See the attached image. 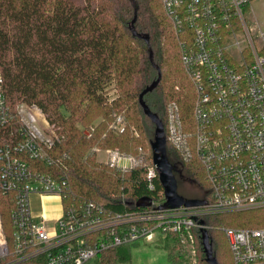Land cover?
<instances>
[{"label":"built area","instance_id":"1","mask_svg":"<svg viewBox=\"0 0 264 264\" xmlns=\"http://www.w3.org/2000/svg\"><path fill=\"white\" fill-rule=\"evenodd\" d=\"M252 1L161 0L179 34L191 38L181 45L196 91L194 124L191 129L183 123L173 102L166 137L184 158L195 154L201 161L210 190L200 197L206 200L201 205L161 208L165 196L156 184L155 164L146 173L152 192L147 206L112 211L93 200L65 203L68 178L33 164L55 162L50 154L59 140L54 125L36 103L10 105L0 68V190L14 200L11 239L0 212V264H25L35 256H42L43 264H87L102 250L158 235L177 240L195 255L202 244L201 228H210L209 216L254 210L259 211L254 217L259 226L221 229L231 264H264V31L259 30L256 42L245 25L244 12ZM241 32L243 39L238 37ZM96 151L104 154L101 161L122 170L140 162L117 148ZM33 194L61 201L53 225L47 223V214L34 211Z\"/></svg>","mask_w":264,"mask_h":264},{"label":"trees","instance_id":"2","mask_svg":"<svg viewBox=\"0 0 264 264\" xmlns=\"http://www.w3.org/2000/svg\"><path fill=\"white\" fill-rule=\"evenodd\" d=\"M134 17V28L141 36L132 32ZM235 26L240 29L242 25L237 22ZM184 39L191 38L179 34L161 0H0V67L5 95L12 107L21 102L36 103L54 125L59 140L50 154L55 162L33 164L53 176L68 178L65 203L93 200L109 210L123 211L138 208V198L152 195L146 173L154 164L151 142L155 123L144 112L139 95L161 71L157 87L144 96L146 103L167 131L169 108L176 102L183 123L192 129L196 91L182 61ZM113 83L119 96L109 104L108 87ZM118 108L125 110V116L115 115ZM100 115L104 120L95 124ZM119 116L125 124L117 132L113 123ZM1 132L0 128V136ZM96 148H117L140 162L122 170L99 161ZM167 154L175 167L179 193L185 178L193 176L207 196L209 184L198 157L184 158L169 141ZM156 184L163 188L159 177ZM13 201L11 193L0 190V212L10 239ZM258 213H232L223 224L259 226L254 218ZM215 219H206L214 254L219 264H231L224 252L226 245L230 250L229 244H224L218 233L223 225ZM175 241L170 258L172 263L183 264L186 254ZM199 247L203 253L202 244ZM131 260L126 243L100 251L89 264ZM24 263L43 264V257Z\"/></svg>","mask_w":264,"mask_h":264},{"label":"rangeland","instance_id":"3","mask_svg":"<svg viewBox=\"0 0 264 264\" xmlns=\"http://www.w3.org/2000/svg\"><path fill=\"white\" fill-rule=\"evenodd\" d=\"M244 16H245V25H247L253 37L255 38L256 42H258L257 39H258L259 30L264 31V0H253L250 8L246 9V11L244 12ZM243 31H245L244 28H243ZM238 37L241 39L244 38L242 32L238 34ZM108 89L109 91H108V95L106 98V102L111 104L116 98H118L119 89L116 87L115 83L110 85ZM174 98L178 99L176 96H174ZM117 110H120V109L118 108ZM117 110L115 112V115L122 114L123 116H125L124 114L125 110H120V111H117ZM103 120H104L103 116L100 115L96 118L94 123L99 124ZM126 123H127V120H126ZM124 124H125V120L123 122H118L116 120L115 123H113V130L117 132L120 131L121 130L120 128H122ZM84 131L88 132V129H84ZM138 133L139 132L136 130L137 135ZM101 149H104V148H101ZM103 156L104 154L101 151L100 152L96 151V158L99 161L101 160ZM183 185H184L182 187L183 196H185L186 198L199 196V193L190 184L183 182ZM33 204L34 206H37L38 208L41 207L42 205H47L51 209H54V207L58 208V206H60L61 208V201L58 198L55 201L46 200L45 202L44 200L42 202L41 198H34ZM232 213H238V212L215 214L209 217L211 218V217L216 216V219L214 221H216V223H219V224L221 223L223 225L220 227H224L225 225L223 223L227 222L228 219L232 217L231 216L233 215ZM59 214L60 212H56V214L54 213L48 214L47 217H49V219L47 223L49 225H53L54 220L52 219V217H56ZM236 216L240 217L238 215ZM218 231H219L218 233H220L222 242L224 244H229L224 230L219 229ZM166 242H168L167 244L169 247L164 245V243L166 244ZM175 243L176 241L173 238H169V237L164 238L161 235H158V237H156L153 240H148V239L146 240L142 238V239L132 241L131 243H129V247L132 253V260L128 263H122V264H177V263H172V260L170 258V252L173 250L172 245H174ZM227 246L228 245H226V251L224 250V252L226 253L228 257V260L232 262V253H231V250H229ZM184 253L186 254L185 257L187 258V262H183V264H209L205 260L204 251L202 253V251L199 250L195 255L189 254L185 250H184ZM94 259H92L90 263L93 262Z\"/></svg>","mask_w":264,"mask_h":264},{"label":"water","instance_id":"4","mask_svg":"<svg viewBox=\"0 0 264 264\" xmlns=\"http://www.w3.org/2000/svg\"><path fill=\"white\" fill-rule=\"evenodd\" d=\"M132 20V32L141 36L134 28V21ZM161 79V71H159L158 77L152 81L139 95V101L143 107L144 112L151 118L155 123V134L151 142L153 151V162L159 171V179L164 189L165 202L160 206L161 208L166 207H178L180 205H201L205 203V199L202 198H186L178 191V179L175 174L174 164L170 161L167 154V137L165 126L159 115L151 110L149 105L145 101V94L152 91L157 87ZM137 206H147L151 204V196L144 195L138 198L135 202ZM203 222V220H201ZM201 241L203 251L205 254V260L209 264H219L213 250V245L209 237L207 228H201Z\"/></svg>","mask_w":264,"mask_h":264},{"label":"crops","instance_id":"5","mask_svg":"<svg viewBox=\"0 0 264 264\" xmlns=\"http://www.w3.org/2000/svg\"><path fill=\"white\" fill-rule=\"evenodd\" d=\"M34 198H41L42 202H43V200H44V202L46 200H48V201H55L57 198L55 196H43V197H41V196H39L37 194H33L32 195V207H33L34 211L37 214H39L40 212H43V213H45V214L48 215V214H51V213L56 214V212H60L61 211L60 206H58V208L57 207H54V209H51L47 205H42L41 207L38 208L37 206H34V204H33V199Z\"/></svg>","mask_w":264,"mask_h":264},{"label":"flooded vegetation","instance_id":"6","mask_svg":"<svg viewBox=\"0 0 264 264\" xmlns=\"http://www.w3.org/2000/svg\"><path fill=\"white\" fill-rule=\"evenodd\" d=\"M181 175L183 176V174ZM183 182L190 184L192 187H194V189H196V191L199 193V196L197 198H200L203 196L205 190L203 186L196 179H194L193 176H187V178H185Z\"/></svg>","mask_w":264,"mask_h":264}]
</instances>
